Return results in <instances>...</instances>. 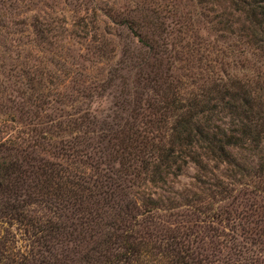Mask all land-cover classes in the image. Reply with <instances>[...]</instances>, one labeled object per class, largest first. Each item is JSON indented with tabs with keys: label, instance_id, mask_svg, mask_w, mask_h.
Returning <instances> with one entry per match:
<instances>
[{
	"label": "trees",
	"instance_id": "1",
	"mask_svg": "<svg viewBox=\"0 0 264 264\" xmlns=\"http://www.w3.org/2000/svg\"><path fill=\"white\" fill-rule=\"evenodd\" d=\"M18 1L0 0V26ZM75 1L85 7L83 27L98 21L95 0ZM228 1L232 11L222 21L211 16L207 0L195 1L196 15L225 32L224 50L207 59L191 48L194 15L177 0H132L122 11L103 12L120 27L123 44L106 76L118 82L120 100L114 115L102 119L88 106H72L62 120L50 117L54 79L45 66L26 60L6 69L0 62V264H139L152 239L139 234L137 217L159 207L158 198L140 196L139 185H166L187 160L205 169L202 156L239 167L232 149L258 155L264 0ZM236 13L241 26L232 19ZM43 21L33 15L21 23L41 35ZM184 48L198 56L177 72ZM8 120L18 129L3 136ZM81 156L91 159V173L73 166ZM174 237L166 248L151 247L158 264L207 259Z\"/></svg>",
	"mask_w": 264,
	"mask_h": 264
},
{
	"label": "rangeland",
	"instance_id": "2",
	"mask_svg": "<svg viewBox=\"0 0 264 264\" xmlns=\"http://www.w3.org/2000/svg\"><path fill=\"white\" fill-rule=\"evenodd\" d=\"M177 1L182 12L194 15L191 48L199 50L198 55H208L206 59L223 51L225 32L216 30L214 22L208 23L203 16L196 15L201 9L196 0ZM207 1L208 8H213L211 16L220 15L218 20H224L232 11L228 0ZM94 4L98 21L86 28L80 20L85 7L75 0H19L0 26L2 68L27 60L31 65H44L54 79L50 85L54 90L49 96L53 110H47L50 117L62 120L60 114L72 111V106H88L97 110L102 119L107 114L114 115L115 102L120 100L118 82L107 83L106 76L117 67L123 37L118 36L120 27L103 12L122 11L131 7L132 0H95ZM33 15L46 19L40 27L47 29L41 35L21 23L33 20ZM232 19L237 21L235 26L241 24L239 14ZM198 55L191 56L184 48L175 62L177 72L183 66L188 69ZM12 115L19 121L17 113ZM18 124L8 120L1 135L15 134ZM231 152L239 167L202 156L207 163L205 169L187 160L179 174L167 178L166 185L146 182L137 187L140 196L158 198L159 206L150 210L148 205L149 211L137 217L139 234L152 239L150 251L141 257L139 264H158L159 255L151 247H168L170 236L176 237L178 246L207 257L203 264H264V143L260 144L257 156L244 149ZM76 160L73 166L91 173L90 158L81 156ZM11 229L17 233L14 227ZM18 241L24 244L22 239Z\"/></svg>",
	"mask_w": 264,
	"mask_h": 264
}]
</instances>
